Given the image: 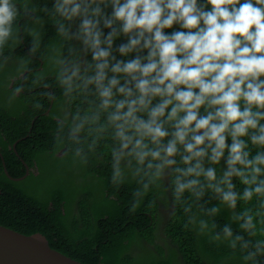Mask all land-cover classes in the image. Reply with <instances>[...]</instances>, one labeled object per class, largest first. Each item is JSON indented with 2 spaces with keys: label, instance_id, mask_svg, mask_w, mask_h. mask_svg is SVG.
<instances>
[{
  "label": "trees",
  "instance_id": "16d2710c",
  "mask_svg": "<svg viewBox=\"0 0 264 264\" xmlns=\"http://www.w3.org/2000/svg\"><path fill=\"white\" fill-rule=\"evenodd\" d=\"M263 170L264 0H0V225L82 264H264Z\"/></svg>",
  "mask_w": 264,
  "mask_h": 264
},
{
  "label": "water",
  "instance_id": "95a60500",
  "mask_svg": "<svg viewBox=\"0 0 264 264\" xmlns=\"http://www.w3.org/2000/svg\"><path fill=\"white\" fill-rule=\"evenodd\" d=\"M13 149L15 151V144L13 145ZM23 164L25 165V163ZM25 167L28 171L26 165ZM3 169L5 174L9 178H11L4 167V163H3ZM11 179L20 180L22 178H17V179L11 178ZM0 264H82V263L51 248L47 239L41 234L36 233L31 235H24L10 228L0 225Z\"/></svg>",
  "mask_w": 264,
  "mask_h": 264
},
{
  "label": "rangeland",
  "instance_id": "374dc122",
  "mask_svg": "<svg viewBox=\"0 0 264 264\" xmlns=\"http://www.w3.org/2000/svg\"><path fill=\"white\" fill-rule=\"evenodd\" d=\"M259 168L260 164L258 162H255L250 166V170L252 171V173ZM40 173V170H37V174ZM238 173H240V171H238ZM65 174L66 172L62 163L51 162L47 164L46 170L41 178H32V186H34L35 190L41 189V191H45L49 187L55 185V181L58 177H61ZM33 175L36 176V174L34 173ZM240 181L241 182L237 181L241 187V190L243 189L240 201L244 203L245 207L247 206L254 208L258 213H261L262 215L264 212V186L259 185L256 182L254 174L249 177H242Z\"/></svg>",
  "mask_w": 264,
  "mask_h": 264
},
{
  "label": "flooded vegetation",
  "instance_id": "af4514ba",
  "mask_svg": "<svg viewBox=\"0 0 264 264\" xmlns=\"http://www.w3.org/2000/svg\"><path fill=\"white\" fill-rule=\"evenodd\" d=\"M263 176H264V170H263ZM161 207V209L163 208V206H160Z\"/></svg>",
  "mask_w": 264,
  "mask_h": 264
}]
</instances>
